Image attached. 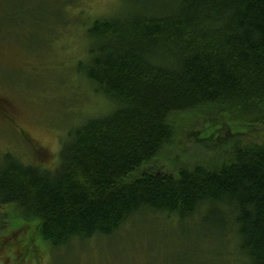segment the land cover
<instances>
[{"label":"trees","instance_id":"trees-1","mask_svg":"<svg viewBox=\"0 0 264 264\" xmlns=\"http://www.w3.org/2000/svg\"><path fill=\"white\" fill-rule=\"evenodd\" d=\"M87 28L80 72L111 104L70 128L56 170L0 163V203L52 247L111 236L142 211L204 208L231 226L236 264H264V141L231 144L215 166L144 169L173 137L170 114L206 104L264 124V0H121Z\"/></svg>","mask_w":264,"mask_h":264},{"label":"rangeland","instance_id":"rangeland-1","mask_svg":"<svg viewBox=\"0 0 264 264\" xmlns=\"http://www.w3.org/2000/svg\"><path fill=\"white\" fill-rule=\"evenodd\" d=\"M124 7L121 0H0V163L9 153L54 171L69 129L109 111L110 102L77 66L88 59L92 20ZM168 118L173 137L144 169L215 166L230 158L237 139L264 141V124L234 120L214 104ZM231 228L206 217L204 208L185 220L142 211L111 236L52 247L34 221L0 203V264H236ZM24 246L34 254H14Z\"/></svg>","mask_w":264,"mask_h":264},{"label":"flooded vegetation","instance_id":"flooded-vegetation-1","mask_svg":"<svg viewBox=\"0 0 264 264\" xmlns=\"http://www.w3.org/2000/svg\"><path fill=\"white\" fill-rule=\"evenodd\" d=\"M0 111H1V110H0ZM0 113L3 114V112H0ZM5 118H7V119H9V120L11 119V118H8L6 115H5ZM3 245H4V244L1 243V246H3ZM13 245L16 246L15 243H13ZM28 247H30V246H24V247L19 248V249H18V251H19L18 253L15 252V250H14V254H21L22 256H23V255H26V254H27V255H29V254H34V253H32V252L30 253V250L32 249V247H31V248H28ZM0 249H1V248H0ZM16 251H17V250H16ZM15 258H16V257H14V259H15ZM25 258H26V257H25ZM25 258H23V260H24ZM19 260L21 261L22 258L19 259Z\"/></svg>","mask_w":264,"mask_h":264}]
</instances>
